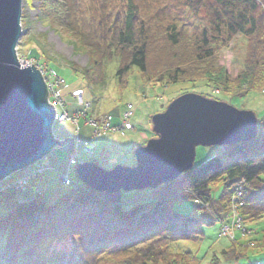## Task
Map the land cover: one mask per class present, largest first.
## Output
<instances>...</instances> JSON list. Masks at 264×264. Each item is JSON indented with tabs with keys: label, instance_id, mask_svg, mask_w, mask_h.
<instances>
[{
	"label": "trees",
	"instance_id": "16d2710c",
	"mask_svg": "<svg viewBox=\"0 0 264 264\" xmlns=\"http://www.w3.org/2000/svg\"><path fill=\"white\" fill-rule=\"evenodd\" d=\"M40 8L41 20L55 31L69 29L90 49V69L82 75L87 80L93 73L100 76L95 84L103 80L105 63L120 58L116 76L121 87L134 71L144 80L157 77L168 84L201 80L231 86L225 69L212 60L241 35L248 39L249 52L237 81L252 91L264 86V0H40ZM22 24L25 34L29 23L23 16ZM30 55L42 58L37 47ZM224 148V159L215 156L195 163L177 180L143 191L147 198L128 206L102 200L76 175L59 173L62 184L68 185L64 192L50 198V192L42 190L0 215V264H200L179 242L199 241L204 226L216 222L221 224L219 238L229 243L212 256L213 264H259L248 255L252 243L239 242L245 236L241 229H234L233 239L221 229L235 184L243 181V229L251 230L247 223L257 228L253 243L256 249L264 248V228L256 226L264 222V117H258L254 140ZM102 160L109 166L107 157ZM46 164L42 173L33 175L32 167L27 176H18L16 181L24 184L14 182L12 189L36 187L34 181L54 170ZM218 183L222 190L215 198ZM177 199L198 200L193 209L198 215L175 210Z\"/></svg>",
	"mask_w": 264,
	"mask_h": 264
},
{
	"label": "rangeland",
	"instance_id": "374dc122",
	"mask_svg": "<svg viewBox=\"0 0 264 264\" xmlns=\"http://www.w3.org/2000/svg\"><path fill=\"white\" fill-rule=\"evenodd\" d=\"M23 17L26 18L29 26L22 33L17 44L19 55L25 64L40 63L47 66L51 64V68L65 79L66 84L59 88L60 93L67 99L66 111L73 113L85 111L88 119L100 120L107 116H112L113 124L121 122V116L126 111L127 106L132 104L134 107V116L131 119L133 129L126 131L125 135L105 133L95 142V150L93 154H87L83 151V144L91 137L92 128L85 123L82 118L79 125L71 122L56 121L53 126L54 134L60 139L74 138L80 139V147H75L78 152V160L95 161L102 167L109 168L117 164L124 166H134L136 158L134 150L138 146H142L147 140L154 137L152 132L151 118L157 113L165 111L167 106L175 98L186 93H197L208 98H213L219 101H224L240 110L254 111L258 117H264V86L256 90L247 88V85L240 86L237 79L245 70V62L248 58L249 42L241 35L235 36L231 41L221 47L212 62L217 67H223L231 79V86L214 84L212 82L195 81L193 83L179 82L168 84L165 80H158L156 77L152 80H144L141 75L134 73L127 79V84L121 87L118 83L116 71L120 64V58L112 59L106 62L102 70L103 80L99 84L93 83L94 79L100 78L91 74V79H85L82 71L90 69L91 51L88 47L81 44L78 38L74 36L69 29H52L47 20H41L40 0H23L22 3ZM38 48L41 53L40 61L31 58L30 51L33 48ZM79 70L76 73L72 67ZM160 79V78H159ZM123 86V83L121 84ZM84 91V103L89 105L86 111V106L76 104L77 98L72 97V92L75 90ZM62 109L58 108V112ZM226 150L222 146L199 147L197 149L196 163H203L215 156L221 158L226 157ZM68 155L60 148L53 150L42 163L50 162L54 170L48 172L41 178H38L34 183L36 187H29L25 190L14 191L16 188L13 183L19 178L18 176H27L30 173V168H25L14 173L10 178L0 183V215L13 210L18 202H24L32 199L37 192L47 190L50 192V198L64 192L68 185H63L59 179V173L69 174L71 178L75 177V166L68 160ZM103 155L108 158L109 166H104ZM18 173V174H17ZM66 177V176H64ZM63 178V177H62ZM67 181V180H66ZM14 188V189H12ZM150 190V189H146ZM134 191L131 197H126L125 194L119 193L115 195L99 194V198L112 204H124L128 206L132 201L144 200L147 194L143 191ZM222 190V184L218 183L213 187V195L218 197ZM233 193V192H232ZM146 195V196H145ZM200 205L198 200H175L174 209L184 214L198 215L193 209ZM233 199L230 201L229 216H232ZM220 222L213 225H205V235L199 240H182L179 242V247L182 251L192 252L201 259L200 264H213L212 256L219 253L228 243L229 239L219 238ZM247 231L239 239L242 243H252L248 251V255L252 262L264 264V248L256 249V243H253L254 238L259 236L253 230L250 223L245 224ZM260 230L264 228V222L256 225ZM255 226V227H256ZM230 234L235 235L234 229L230 230ZM249 239V240H248ZM231 240V239H230ZM233 241V240H232ZM248 241V242H247ZM225 264V263H224Z\"/></svg>",
	"mask_w": 264,
	"mask_h": 264
},
{
	"label": "water",
	"instance_id": "95a60500",
	"mask_svg": "<svg viewBox=\"0 0 264 264\" xmlns=\"http://www.w3.org/2000/svg\"><path fill=\"white\" fill-rule=\"evenodd\" d=\"M23 0H0V183L32 168L56 148L75 152L74 138L53 132L58 110L38 63L25 64L17 44ZM154 137L134 150V166L78 161L76 178L99 194L115 195L171 183L193 169L199 147L229 146L258 136V116L224 101L186 93L151 118ZM67 177H63L66 181Z\"/></svg>",
	"mask_w": 264,
	"mask_h": 264
},
{
	"label": "built area",
	"instance_id": "2783aa9c",
	"mask_svg": "<svg viewBox=\"0 0 264 264\" xmlns=\"http://www.w3.org/2000/svg\"><path fill=\"white\" fill-rule=\"evenodd\" d=\"M37 63V62H35ZM29 64V63H27ZM41 70L45 73V76L47 78L48 84H49V99L51 102H55L57 108H61L62 112H56V121L59 122H71L78 126L79 121L84 118L86 125L90 126L92 128L91 132V138L86 141L83 144V151L87 154H93L95 150V142L98 140L103 134L105 133H113V134H121L125 135L126 131L133 129V125L131 123V119L134 116V107L132 104H129L127 106L126 111L121 116V122L119 124H113L111 121L112 116H107L104 119L95 120V119H88L87 114L85 111H78L70 113L66 111L67 108V99L65 96H63L59 88L63 87L65 85V80L60 77L55 71L50 69L47 66H42L40 63H38ZM84 92L83 90H75L72 92V97L77 98L76 104L81 106H86V111L89 108V105H85L84 103ZM80 144V139H77L76 145L77 147ZM69 161L72 164H76L78 161V152L77 149L73 154L69 155ZM49 165L44 164L41 162L36 163L33 168V175H36L38 173L44 172V170L48 169ZM67 180V179H66ZM19 186L24 184L23 181H16ZM246 189L243 181L238 182L235 184V188L232 194L233 199V205H232V216H229L226 218L222 223V229L221 233L224 236H228L230 238H234V235L231 236L230 230L231 229H241L242 231H245L243 229V218L241 215V208L244 206V195H245Z\"/></svg>",
	"mask_w": 264,
	"mask_h": 264
}]
</instances>
